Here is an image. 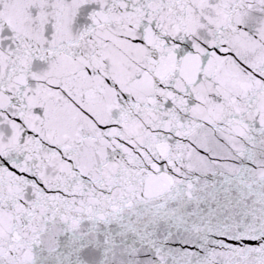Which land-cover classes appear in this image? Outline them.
<instances>
[{
    "label": "snow or ice",
    "instance_id": "obj_1",
    "mask_svg": "<svg viewBox=\"0 0 264 264\" xmlns=\"http://www.w3.org/2000/svg\"><path fill=\"white\" fill-rule=\"evenodd\" d=\"M0 264H264V0H0Z\"/></svg>",
    "mask_w": 264,
    "mask_h": 264
}]
</instances>
